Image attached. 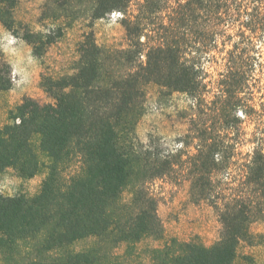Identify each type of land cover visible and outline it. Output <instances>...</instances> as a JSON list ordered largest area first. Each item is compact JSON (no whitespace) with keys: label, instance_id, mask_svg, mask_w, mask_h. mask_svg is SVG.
Returning a JSON list of instances; mask_svg holds the SVG:
<instances>
[{"label":"trees","instance_id":"16d2710c","mask_svg":"<svg viewBox=\"0 0 264 264\" xmlns=\"http://www.w3.org/2000/svg\"><path fill=\"white\" fill-rule=\"evenodd\" d=\"M17 3L0 0V23L38 59L89 26L69 71L40 75L50 101L24 98L0 128V176L45 171L33 197L0 195L1 264H234L264 217V0H49L58 24L22 34ZM113 13L126 45L101 47L92 25ZM10 71L1 58L0 91ZM150 86L191 102L177 148L137 136ZM163 179L212 208L215 244L164 238Z\"/></svg>","mask_w":264,"mask_h":264},{"label":"rangeland","instance_id":"374dc122","mask_svg":"<svg viewBox=\"0 0 264 264\" xmlns=\"http://www.w3.org/2000/svg\"><path fill=\"white\" fill-rule=\"evenodd\" d=\"M48 1L18 0L13 16L19 34L25 28L37 33L58 24L48 17L54 14ZM120 17L113 13L93 23L92 30L99 46L121 48L126 45ZM88 26L87 18L72 23L64 29L63 37L38 59L30 45L0 23V59L3 58L11 70L10 88L0 91V128L9 123V113L24 98L30 97L42 103L50 101L40 87V75L46 71L57 75L69 71L77 57V44ZM190 106L191 102L185 95H160L155 86H150L144 114L136 128L138 138L146 142L151 135L164 148H177L179 139L188 128L187 115L192 113ZM44 178V170L33 178L23 179L13 169H7L0 176V195L33 197L39 192ZM154 188L158 200L157 214L165 239L197 241L204 246H211L219 240L221 225L217 215L205 203L196 204L191 200L187 181L158 180ZM249 232L251 238L239 244L234 264H264V217L252 222ZM147 244L155 243L149 241Z\"/></svg>","mask_w":264,"mask_h":264}]
</instances>
